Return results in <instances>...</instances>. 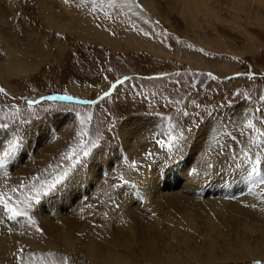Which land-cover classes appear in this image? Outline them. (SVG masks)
<instances>
[{
	"label": "rangeland",
	"instance_id": "1",
	"mask_svg": "<svg viewBox=\"0 0 264 264\" xmlns=\"http://www.w3.org/2000/svg\"><path fill=\"white\" fill-rule=\"evenodd\" d=\"M52 1H55L54 6L59 7L57 0H46L47 3ZM67 3L74 9L73 12L92 19L93 25L106 24L113 36H121L118 26L122 25L128 32L133 31V34L137 33L148 41L155 40L157 45L160 43L159 46L170 50L171 54H158L147 47H134L133 44L113 49L106 42L101 45L99 41L89 38L88 33H84L87 32L84 27L72 26V29L62 30L48 26L40 16L36 0H0V6L11 15V26L17 27L20 37L30 39L23 46L30 44L28 48L33 51L44 49L42 54L38 51L34 55L26 53V58L34 67L33 70L30 68V73L9 76L0 73V88L6 92L0 93V124H8L7 128L0 127V148L6 141H12L7 144L6 150L14 143L15 146L21 143L15 137L18 131L36 119L22 139L26 142L24 154L19 157L15 152L13 167L5 171L0 168V192L10 198L9 202L26 201L17 206L27 211L32 221L45 218L47 208L52 204L58 202L57 205L63 206L62 196L68 199L67 194H87L81 200L79 198L81 212L71 205L66 212L74 217L79 215L77 221L81 219L83 223L80 232L70 230L73 244L51 239L47 230L38 224L32 240L38 246L43 243L46 247L29 245L21 240V236L25 233L24 225L31 221L26 217L9 220L0 206V236L5 242L6 237L11 239L6 255L0 249V264H65V258L67 264H104L89 257L86 250L89 245L112 246L134 264H200L193 261L186 250H182L185 249L181 246L184 243L180 241L189 247L201 248L196 256L203 260L202 264H264V256H251L238 243L239 239L247 238L261 246L260 237L251 233L245 225L247 222L256 226L264 224V184L261 183L264 180V100L260 99L264 96V16L257 17L254 8L242 11L227 0H208V4L202 6L198 2V6L191 7V15L179 13V8H172L167 0H69ZM214 10L217 18L212 13ZM196 14H199L197 19L202 24L197 23V27L194 22H188ZM186 50L200 54L210 64L203 62L202 67H198L186 59ZM178 52L184 56L182 59L176 57ZM6 56L5 46L0 40V62ZM218 63L224 64L221 66ZM249 74H255L254 78ZM125 77L129 79L125 80ZM117 81L123 83L117 84ZM74 83L81 88L72 86ZM110 87L114 91L101 98ZM52 89H70L95 98L98 103L83 107L46 104L40 100L42 105L28 109L27 95L41 98V94L45 97ZM16 108L20 109L21 114L19 120L14 122L10 117ZM33 112L35 115H29ZM182 112L187 115H181ZM89 115L92 117L90 121L87 120ZM140 116L152 122L147 129L149 134L133 150L127 149L126 152L120 148V145H125L118 132L119 126L129 118ZM82 119L85 123H81ZM25 120L27 122L23 123ZM249 124L252 126L249 127ZM52 127L56 130V137L51 138ZM169 131L173 135L184 132L186 141L178 150L170 151L156 143L157 139L166 140ZM199 131L206 133L199 137L196 135ZM39 135L44 138L38 140ZM233 136L237 137L236 141L232 140ZM81 142L91 149V154L82 157L86 162L84 167L76 165L79 171L74 183L66 184L55 196H43L44 193L40 191L44 201L37 206L28 196L13 191L21 188V185H36L44 179L51 182L61 170L72 165V161L64 157L72 149L79 151ZM93 142L96 148H92ZM196 146L202 148L193 155L190 150L195 152ZM243 152H247L251 159L246 160ZM98 153L100 156L95 159ZM149 161L156 168L165 164L174 169L182 164V169L189 171L183 175V179L185 176L193 177L191 169L198 172L203 170V173L209 171V179L204 177L199 181L198 175H195L199 185H202L198 190L207 187L212 196L226 199H229L226 195L230 193H224L223 189L212 193L215 186L212 177L224 183L225 178L246 173L240 180L243 187L236 194H244L247 188L256 191L257 199L253 207L260 222L257 219L250 221L247 217L231 219L214 211L219 224L205 237L201 230L206 228L203 223H198L197 227L182 225L179 232L176 223L165 219L166 214L174 212L168 204L166 211L159 207L158 201L146 208L136 201L140 215L135 211V221L123 217V214L114 216V209H122L124 213L127 211L123 206L125 199L119 198L118 204L117 196L124 189V181L131 185V169L144 166ZM162 167L159 166L158 170L161 171ZM179 169L181 167L174 170ZM93 171H97V177H100L97 181L102 186V193L96 192L99 186L97 181L93 185L80 183L81 178L86 179ZM157 174L155 172L156 178L167 179ZM174 177L171 176L172 179ZM76 182L80 184L79 190L76 189ZM45 184L43 190H46ZM141 187L145 192L144 185ZM89 189H92L91 194L87 193ZM188 191L195 193L194 190ZM156 192L163 193L164 190ZM95 195L101 198L100 203L95 202ZM117 204L119 207H116ZM113 227H119L118 231L121 232L134 227L137 243L130 246L125 242L115 246ZM37 228L43 229V233ZM150 233L154 240L148 246L145 240ZM126 236L127 240H131V234L126 233ZM253 242L250 243L252 248L257 245ZM48 243L54 247H49ZM229 245L232 246L231 250L228 249ZM149 254L150 257L147 256Z\"/></svg>",
	"mask_w": 264,
	"mask_h": 264
},
{
	"label": "bare ground",
	"instance_id": "2",
	"mask_svg": "<svg viewBox=\"0 0 264 264\" xmlns=\"http://www.w3.org/2000/svg\"><path fill=\"white\" fill-rule=\"evenodd\" d=\"M36 1L38 3L37 5L40 11V16H42L44 23L54 29L56 28V29L64 30V29H72L73 27H79L82 29L84 27V29L87 30V32H84V33H88L89 38H93L95 41L96 40L99 41L100 44L101 43L104 44L106 42L113 49L123 48V47H127L128 44H133L135 45L134 47L136 46L137 47H147L149 50L155 51V53H158V54L159 53H163L166 55L171 54L170 50L166 51L168 49L165 50V47L159 46L160 44L159 42H157L159 43L157 45L155 40L148 41L142 38L141 36L137 35V33L133 34L132 33L133 31L128 32V30H126V28H124L122 25L118 26V28L121 31V36L120 37L113 36L114 34L113 35L112 33L110 34L111 31L109 28H107L108 26L106 24L105 25L104 24L93 25L92 19H90V16H89L90 20H88L87 17L83 18V15L81 13L77 14L73 12L74 9L66 5L68 3H66L65 0H57L59 7L54 6L55 1H52L51 3L50 2L47 3L46 0H36ZM167 1L170 3L172 8H179L178 9L179 13L181 14L188 13L190 15L193 14V12H190L191 7L193 8V5L198 6L199 3L201 4V6L204 4H208V0H200V1L199 0H192V1L167 0ZM227 1H229L230 5L232 4L235 7H239V9L242 11H246L247 8H249L250 10L251 8H254V11L257 17L264 16V0H227ZM200 10H202V8ZM212 13L213 15H216V18L218 17L215 10ZM198 16L199 14L194 15L193 19L189 20L188 22L189 23L194 22L196 24L195 26L197 27V23H199L197 19ZM204 16H206V14H204ZM11 19L12 18H11L10 13L4 7L0 6V40L2 41V44L5 46V50L7 53L5 60L0 62V69H1L0 73L1 74L5 73L8 76L18 75V74L25 75V74L30 73V71H32L34 68L31 66L32 62L30 63L29 62L30 60L26 58V53L34 55L35 51H38V53L40 54L42 49H36L35 51H33L28 48L30 47V44L24 47L23 45L30 42V39L29 38L24 39L23 37H20V34H19L20 31L18 32L16 30L17 27L14 26L15 27L14 28L11 26V22H10ZM83 19H84V22H82ZM199 24H201V22ZM45 52H44V55H45ZM185 55L188 61L194 62L195 65H197L198 67H202L203 62L205 65L210 64L200 54L198 55V53L197 54L189 53V50H186ZM176 57L178 59L180 58L182 59V57L184 56H181V54L178 52ZM221 64H224V63H221ZM30 68H32V70H30ZM72 86H74L75 88L76 87L81 88V86L78 87L76 83H74ZM26 99L41 100L39 97L33 94L27 95ZM143 117L144 116L135 117V118L128 117L129 119H127L126 121H123L120 124L118 132H119V135H121L123 144L125 145L124 147L120 145V148L122 150L124 149V151L126 152H127V149H129L130 151L133 150L135 146L139 145L140 142L143 141L149 134L147 129H149L150 124L152 122L150 121V119L143 118ZM55 119L57 118L55 117ZM205 133H200L199 131V133H197L196 135H198L199 137H202L203 135H205ZM43 138L44 136L40 137L39 135L38 140L39 139L42 140ZM197 141H199V139ZM201 148L196 146L195 152L194 150L192 151L190 150V153L195 155ZM98 154H99L98 157H96L95 159L99 158L100 153ZM159 166H163L161 171L158 170ZM159 166L156 168V166H154V163L150 162V163L145 164L144 166H140L137 168L134 166V168L131 169L130 181L132 183L130 184L131 185L136 184L137 186L131 187V185L125 184L121 195L117 194L118 195L117 203L119 202V198H124L125 202L123 203V206L126 208L127 211L126 213H124L122 209H114L113 210V212L115 213L114 216H120L123 214L122 215L123 217H127L129 220L131 218V220L135 221L136 213L138 214V216L140 215L136 209L138 203L141 206L142 204H144L146 208L150 203L154 201H158L159 207H161L162 209L166 211V206L168 204L169 209L174 212V213L166 214L165 219L176 223L179 232L182 231L181 230L182 225L188 224L191 227H197L198 223H201V224L203 223V225H205L206 228L203 227L201 228V230L203 234L205 235V237H208L209 233L216 228V225L219 224V221L216 220V217L213 214L214 211H218L216 214H222L223 216L231 217V219L236 218V217H247V218H250L249 219L250 221L252 219H255L256 221L257 219V221L260 222V220L256 217L257 212L254 210V207H253L257 199L256 191L251 188L253 192L251 194L250 193L251 189L247 188L246 190H244V194H241V195L236 194L243 187L241 185L242 183L240 182V180L244 178L246 173H238L237 175H234L232 177L225 178L226 180L224 183H219L220 181L219 178L217 179L216 177L215 178L212 177L213 180L211 179V181L213 185H215L214 191H212V193L216 194L217 192H219V189L220 190L223 189L224 193L226 194L230 193L229 195H226V197H228L229 199H226V198H221V197L214 196V195L212 196L211 191L208 190L207 187H205L203 190H198L202 187V185H199L200 183H198L196 179L198 178L199 181L202 179H205L204 177H207V179H209L208 177L210 175L209 171H206L205 173H203V170H202L201 172H199V175L197 178H195L194 174H191L193 176L192 178L185 176V178L183 179L184 177L183 175L189 173V171H186V169L183 170L182 164L181 166L178 165V166H175L174 168V169H177L181 167V169L179 170H174L170 168L169 165H165V164L159 165ZM155 172H158L160 177L166 176L167 179H170L171 176L173 175H175L176 177H174L173 179L171 178V180L160 179V178L155 177L156 176ZM177 175H180V176H177ZM96 177H97V171H93V173H91V176L88 175L86 179L83 180V178H81L80 183L81 185H93L100 178V177H97V178ZM216 179L218 180V184L216 183L217 181H215ZM230 179H231V182H230ZM227 182L230 184V186H228ZM76 184H77L75 185L76 189L79 190L80 184L78 182H76ZM96 184L99 185V182L97 181ZM141 185H144L145 192L143 191ZM76 189H73V190H76ZM96 189H97L96 192L102 193L103 191L102 186L100 187V185L96 187ZM162 189L164 190L163 193L156 192V190H162ZM67 190H71V189H67ZM91 190L92 189L87 190V193L91 194ZM188 190H194L195 193L192 194ZM247 190L249 191V194L247 193ZM86 195L87 194H83L82 196L81 194H67L68 199H64L65 196H62L63 202H64V205L62 204L63 206L57 205L58 202L55 203L54 205L52 204L47 208L45 218L37 219L35 223L27 222L24 225L25 233L22 234L21 240L22 241L25 240L26 243H28L29 245L33 247H40V248L46 247V245H43V243H41L38 246L32 240V238L35 236V227L38 224H40L42 227H44L47 230V233L51 239H59L66 244H73L74 240L72 238V234L70 233V230L72 231L77 230L80 232L81 231L80 226H82L83 223L81 219L80 221H77V217L79 215L74 217L72 216L73 214L70 216L66 212H67V209L70 208L71 206H75L74 210L79 211L81 209L80 208L81 205H79L80 203H78L79 198L81 200ZM98 197L100 196L98 195ZM96 198H95V202L98 201V203H100L101 198H97V200ZM77 211H75L74 213L77 214L76 213ZM59 214H62V216L59 217ZM55 219H57L58 221H55ZM246 227L249 228L251 233H256L258 237H260L259 244L261 246H258V243L253 242V240H249L247 238H243L241 239V241L239 239L238 243H240L244 248L243 250H246L251 256H264V238H261L264 236V224L260 226H256L254 223L247 222L245 225V228ZM118 230H120L119 227H113V230H112L113 234L115 235L114 237L115 246L123 245L125 242H127L130 246L137 243V239L135 238V228L134 227L127 228L126 232H121ZM126 233H129L132 235L131 240L126 239L127 238ZM161 233H165V231H161ZM10 240H11L10 238L8 239V237H6V242H5L4 239H1V236H0V249L3 250L2 253H4L5 255L6 253L9 252L8 244ZM153 240H154V237L150 233L146 237L145 241H146V244L150 246ZM252 242L257 244L254 248L250 246V243ZM180 243H184V245H181V246L185 249H182V250L183 251L186 250L189 253V256H191V259L193 261L198 262L200 264L203 263V260L199 259L196 256L200 253L201 248L198 247L199 249H196V248L189 247L186 245L184 241H180ZM231 245L228 246L229 250L232 249ZM48 246L54 247V245L51 243H48ZM86 250H87L89 257L92 260H100L104 264H134L130 260L122 257V254L112 246L105 247L103 245H99L95 247L94 245H89ZM147 256L150 257L151 254ZM226 257L230 258L229 255H227Z\"/></svg>",
	"mask_w": 264,
	"mask_h": 264
},
{
	"label": "snow or ice",
	"instance_id": "3",
	"mask_svg": "<svg viewBox=\"0 0 264 264\" xmlns=\"http://www.w3.org/2000/svg\"><path fill=\"white\" fill-rule=\"evenodd\" d=\"M65 2H69V0H65ZM209 75H211V73H209ZM251 77L254 78L255 74H249ZM125 80L129 79L128 77L124 78ZM123 81H117V84H122ZM113 87L115 88L116 85H113ZM0 93H5V89L0 88ZM110 93L109 92H105L104 93V97L109 96ZM103 98V97H102ZM41 100H57V99H63L66 101H71L73 99H76L74 97L65 95L63 97H56V96H48V97H41ZM261 100H264V96L260 97ZM78 103H86V104H95L96 101L95 100H91V101H82V100H77ZM27 103V107L28 109H32L34 105H37L40 103V100H32V99H28L26 101ZM58 111H67V109H58ZM20 109L16 108L15 112L13 114H11V119L15 122L17 120H19L20 117ZM29 115H35V113H30ZM79 115V114H77ZM181 115H187V113L182 112ZM92 119V117L89 115L87 117V120L90 121ZM27 121H23V123H26ZM81 123H85V121L82 119ZM252 125L249 124V127H251ZM0 127L3 128H7L8 124H0ZM81 135L83 136L84 133H81ZM167 139L166 140H162V139H157L156 143L162 147V148H167L170 151L171 150H178L179 146L182 145V143H184L186 141V137L184 136V132L181 131L179 133V135H173V133L171 131H169L167 134ZM233 141L237 140V137L233 136L232 137ZM97 145L93 142L92 143V148H96ZM15 145H10L8 150L3 151L2 153H0V167L4 166L7 163L8 158L12 155V151L14 150ZM91 154V149L87 148L86 145L81 142V144L79 145V151H77L76 149H72L70 150V152L68 154H66V156L64 157L65 160H71L72 161V165L70 167H66L63 170H61L56 177L51 180V182L47 183L46 186V190L44 192V195H49L53 192H59L61 190H63L64 186L66 184H71L73 182V180L75 179L76 173L79 171L76 168V165L79 164L81 167L85 166V161L82 160V157H88ZM220 153H218L219 155ZM149 155H151V153H149ZM232 155L233 158H236V153L233 150L232 151ZM243 156L245 157L246 160H250L251 158L248 156L247 152H243ZM209 167H211V165H209ZM191 174L194 175H199V172L197 169H191ZM253 171H255V169L253 168ZM123 179V178H121ZM124 183H128V181H124ZM261 183L264 184V180H261ZM26 187L25 185H21V188ZM35 187V186H33ZM42 188L44 187V185L41 186ZM13 191H17L16 189H13ZM30 199H36L39 200L40 199V190L37 189L35 195H33ZM10 198L6 197L5 194L3 192H0V206L3 207L5 213L7 214V218L9 220H17L18 217H27L32 223H35V221H32V218L28 215V212L25 211L23 208H19L17 205L19 204H24L26 203V201H20L17 200L15 202H9ZM116 207H119V205L117 204ZM9 231H11V229H9ZM37 231L43 233V229H39L37 228ZM22 251V250H21ZM65 264H67V258H65ZM257 264H260V262H257Z\"/></svg>",
	"mask_w": 264,
	"mask_h": 264
},
{
	"label": "crops",
	"instance_id": "4",
	"mask_svg": "<svg viewBox=\"0 0 264 264\" xmlns=\"http://www.w3.org/2000/svg\"><path fill=\"white\" fill-rule=\"evenodd\" d=\"M31 124L32 123H30L28 126L22 128L21 131L19 130L18 131V135L15 136L16 138H18L17 142L21 141V143H17V146H15L14 150L12 151L13 158L11 156L8 158V163L10 164V168H12L14 163H15V161H14V159L16 157L15 154H17L18 152H21V153H18L19 157H21L24 154L23 151H25L24 148L26 146V142L24 140H22V139H24L25 134H26V132H27V130H28V128H29V126ZM50 136H51V138L52 137H56V130L53 127L50 128ZM14 145H15V143H14ZM6 148H8V146ZM15 152H17V153H15ZM10 168H2V169L5 171V170L10 169ZM79 168H81V166ZM45 183H48V179H47V182H46V179H44L42 181H39L38 184H36V185L35 184H31V185H25L26 187H23V188H18L17 189V193H20V194H22L24 196H33V195H35L37 189H39L42 192L43 188L41 186L42 185L45 186L46 185ZM33 186H35V187H33Z\"/></svg>",
	"mask_w": 264,
	"mask_h": 264
}]
</instances>
